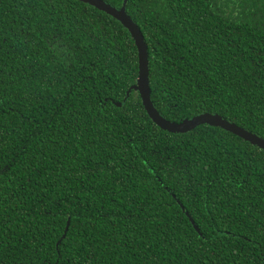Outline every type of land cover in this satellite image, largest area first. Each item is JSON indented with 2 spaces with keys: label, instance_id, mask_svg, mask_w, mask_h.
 <instances>
[{
  "label": "trees",
  "instance_id": "16d2710c",
  "mask_svg": "<svg viewBox=\"0 0 264 264\" xmlns=\"http://www.w3.org/2000/svg\"><path fill=\"white\" fill-rule=\"evenodd\" d=\"M127 12L162 115L264 137V0ZM139 61L88 3L0 0V264H264V150L208 124L161 128L133 89Z\"/></svg>",
  "mask_w": 264,
  "mask_h": 264
},
{
  "label": "water",
  "instance_id": "95a60500",
  "mask_svg": "<svg viewBox=\"0 0 264 264\" xmlns=\"http://www.w3.org/2000/svg\"><path fill=\"white\" fill-rule=\"evenodd\" d=\"M88 3L118 19L127 27L134 37L139 50V78L138 83L134 85L133 89L140 92L143 103L152 120L161 128L172 133H184L195 129L196 127L208 124L215 127H221L230 131L239 137L245 139L253 145H256L264 150V137L234 123L220 114L202 113L192 118H186L181 122H175L167 119L152 100V89L150 81V60H149V46L145 39L144 33L138 23L127 12V4L129 0H125L121 8L113 6L106 0H80ZM130 91L128 92V94ZM190 216V214L187 212ZM194 222L193 218L190 216ZM71 221L68 222L66 233L70 228Z\"/></svg>",
  "mask_w": 264,
  "mask_h": 264
}]
</instances>
